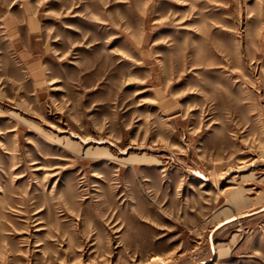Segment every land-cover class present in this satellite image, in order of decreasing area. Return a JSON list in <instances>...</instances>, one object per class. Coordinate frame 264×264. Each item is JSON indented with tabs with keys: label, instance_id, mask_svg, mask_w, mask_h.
Returning <instances> with one entry per match:
<instances>
[{
	"label": "rangeland",
	"instance_id": "obj_1",
	"mask_svg": "<svg viewBox=\"0 0 264 264\" xmlns=\"http://www.w3.org/2000/svg\"><path fill=\"white\" fill-rule=\"evenodd\" d=\"M0 264H264V0H0Z\"/></svg>",
	"mask_w": 264,
	"mask_h": 264
},
{
	"label": "bare ground",
	"instance_id": "obj_2",
	"mask_svg": "<svg viewBox=\"0 0 264 264\" xmlns=\"http://www.w3.org/2000/svg\"><path fill=\"white\" fill-rule=\"evenodd\" d=\"M67 141V140H66ZM67 143L69 144V141H67ZM71 143V142H70ZM94 151V150H93ZM96 152V151H95ZM89 153V152H87ZM94 153V152H93ZM248 198V197H246ZM245 198V196L243 195L242 193V189H238L236 190L231 196H230V200L234 203H242L246 200L247 202V199ZM223 249H220L219 250V253H221Z\"/></svg>",
	"mask_w": 264,
	"mask_h": 264
},
{
	"label": "crops",
	"instance_id": "obj_3",
	"mask_svg": "<svg viewBox=\"0 0 264 264\" xmlns=\"http://www.w3.org/2000/svg\"><path fill=\"white\" fill-rule=\"evenodd\" d=\"M26 20H28V23H29V22L34 23L35 20H36V17L34 16V14H31V13H30V14L26 17Z\"/></svg>",
	"mask_w": 264,
	"mask_h": 264
}]
</instances>
